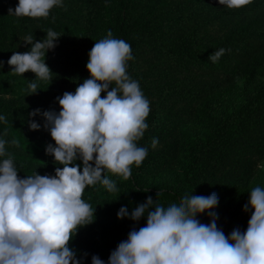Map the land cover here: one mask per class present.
Wrapping results in <instances>:
<instances>
[{
    "label": "trees",
    "instance_id": "16d2710c",
    "mask_svg": "<svg viewBox=\"0 0 264 264\" xmlns=\"http://www.w3.org/2000/svg\"><path fill=\"white\" fill-rule=\"evenodd\" d=\"M17 5L18 0H0V117L7 121L0 120V139L5 141L0 162L11 158L20 178L36 172L54 176L62 167L46 154L47 145L55 147V142L45 130L43 113L58 114L57 97L74 93L90 78L89 52L109 31L112 38L131 45L134 59L127 62V74L143 93L152 89L163 107L196 103L195 112L173 121L149 114L148 128L137 141L138 147L148 149L141 166L133 165L127 180L105 171L117 191L109 192L100 183L85 188L82 199L94 210V220L79 228L69 244L80 264H92L93 256L108 264L129 233L146 226V215L138 222L118 219L121 207L131 214L149 196L153 208L178 206L186 195L209 196L219 169L242 155L264 152V0H252L240 9L219 5L218 0H62L47 18L10 15L9 9ZM215 23L222 28L217 35L210 32ZM49 30L60 37L45 54L51 79L13 73L7 63L13 52L32 47L24 43L25 37L41 41ZM221 48L225 54L212 63L209 56ZM199 72L210 78L203 79ZM32 82L37 84L35 94L29 88ZM37 109L40 114L30 116ZM30 122L39 130H30ZM175 123L178 139L168 134ZM75 164L82 170L79 158ZM162 165L174 171L162 183L149 181ZM257 186L264 188V177ZM251 190L218 202L217 227L226 236L234 229L246 231L252 210L245 212L244 206ZM197 219L210 223L207 214Z\"/></svg>",
    "mask_w": 264,
    "mask_h": 264
},
{
    "label": "clouds",
    "instance_id": "9594fccd",
    "mask_svg": "<svg viewBox=\"0 0 264 264\" xmlns=\"http://www.w3.org/2000/svg\"><path fill=\"white\" fill-rule=\"evenodd\" d=\"M219 5L240 9L252 0H218ZM62 6V0H18L10 15L47 18L50 10ZM58 34L49 30L41 41L30 35L25 44L31 50L13 52L7 61L12 72L23 76L32 72L36 78L50 80L52 73L45 63L47 51L56 47ZM221 48L209 56L216 63L225 54ZM230 51V50H229ZM134 59L129 43L107 37L95 42L86 65L90 78L76 87L74 93L57 97L58 114L44 112L45 130L52 144L46 154L54 157V176L37 172L20 178L11 158L0 162V264H80L69 247L79 228L94 220V210L82 199L87 186L102 184L107 191H117L115 182L105 171L127 180L132 166L140 167L148 149L138 147L148 124L150 102L139 83L127 74V62ZM3 62L0 61V68ZM115 85V86H113ZM29 88L37 93V84ZM101 93H106L104 98ZM40 114L37 109L30 116ZM0 120L7 121L4 117ZM30 130L40 126L30 122ZM13 144H18L13 140ZM158 143L153 139L152 146ZM5 155V141L0 139V156ZM81 166L75 164L77 159ZM94 165V166H93ZM218 196L191 195L180 204L153 208L149 196L131 214L121 207L118 219L139 221L146 226L133 229L108 260V264H264V188L250 192L244 211L252 210L245 232L234 229L230 235L217 227ZM207 214L209 224L197 217ZM92 264H104L92 257Z\"/></svg>",
    "mask_w": 264,
    "mask_h": 264
},
{
    "label": "rangeland",
    "instance_id": "374dc122",
    "mask_svg": "<svg viewBox=\"0 0 264 264\" xmlns=\"http://www.w3.org/2000/svg\"><path fill=\"white\" fill-rule=\"evenodd\" d=\"M222 28L215 23L211 26L210 32L214 35L219 34ZM159 69H162L159 67ZM205 80L209 79L207 72H199ZM143 83V82H142ZM156 88V87H154ZM144 96L150 102V113L161 119L167 118L169 121L179 119L185 114L195 112L196 103L189 102L182 104L181 102H171L168 106L158 102L153 97L152 89L146 90ZM175 128L170 129L168 134L170 138L178 139L179 123H175ZM263 129V128H262ZM174 171L172 166L162 165L155 174L148 179L152 183H162ZM264 177V152L258 155H242L231 165L219 169L215 173L216 184L210 190V195L216 193L218 201H227L238 193L253 189ZM209 195V196H210Z\"/></svg>",
    "mask_w": 264,
    "mask_h": 264
}]
</instances>
